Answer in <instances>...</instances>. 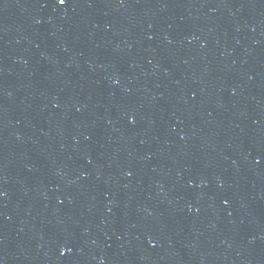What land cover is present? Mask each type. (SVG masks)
I'll list each match as a JSON object with an SVG mask.
<instances>
[{
  "label": "water",
  "instance_id": "water-1",
  "mask_svg": "<svg viewBox=\"0 0 264 264\" xmlns=\"http://www.w3.org/2000/svg\"><path fill=\"white\" fill-rule=\"evenodd\" d=\"M0 264H264V0H0Z\"/></svg>",
  "mask_w": 264,
  "mask_h": 264
},
{
  "label": "snow or ice",
  "instance_id": "snow-or-ice-1",
  "mask_svg": "<svg viewBox=\"0 0 264 264\" xmlns=\"http://www.w3.org/2000/svg\"><path fill=\"white\" fill-rule=\"evenodd\" d=\"M57 3L59 5H64L66 3V0H57Z\"/></svg>",
  "mask_w": 264,
  "mask_h": 264
}]
</instances>
